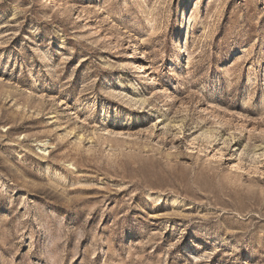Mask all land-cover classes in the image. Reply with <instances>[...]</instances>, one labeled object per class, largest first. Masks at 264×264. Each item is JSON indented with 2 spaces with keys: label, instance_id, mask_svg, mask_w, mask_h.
<instances>
[{
  "label": "rangeland",
  "instance_id": "374dc122",
  "mask_svg": "<svg viewBox=\"0 0 264 264\" xmlns=\"http://www.w3.org/2000/svg\"><path fill=\"white\" fill-rule=\"evenodd\" d=\"M0 264H264V0H0Z\"/></svg>",
  "mask_w": 264,
  "mask_h": 264
},
{
  "label": "bare ground",
  "instance_id": "6f19581e",
  "mask_svg": "<svg viewBox=\"0 0 264 264\" xmlns=\"http://www.w3.org/2000/svg\"><path fill=\"white\" fill-rule=\"evenodd\" d=\"M262 34H263V33H262ZM175 46H176V48L179 47V42H178V41H176ZM180 56H181V57L179 58V61H178L177 64H176L178 69H181V67H182V62H183V60H185L184 53H181Z\"/></svg>",
  "mask_w": 264,
  "mask_h": 264
}]
</instances>
